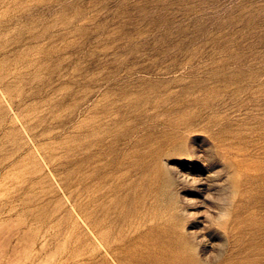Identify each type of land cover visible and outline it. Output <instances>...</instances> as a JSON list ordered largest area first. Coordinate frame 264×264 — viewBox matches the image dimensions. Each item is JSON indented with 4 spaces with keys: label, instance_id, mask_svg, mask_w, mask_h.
<instances>
[{
    "label": "rangeland",
    "instance_id": "1",
    "mask_svg": "<svg viewBox=\"0 0 264 264\" xmlns=\"http://www.w3.org/2000/svg\"><path fill=\"white\" fill-rule=\"evenodd\" d=\"M168 263L264 264V0H0V264Z\"/></svg>",
    "mask_w": 264,
    "mask_h": 264
},
{
    "label": "bare ground",
    "instance_id": "2",
    "mask_svg": "<svg viewBox=\"0 0 264 264\" xmlns=\"http://www.w3.org/2000/svg\"><path fill=\"white\" fill-rule=\"evenodd\" d=\"M38 35H39V34H38ZM43 39H44V38H43ZM29 40H30V39H29ZM19 45H20V44H19ZM43 50H44V49H43ZM159 51H160V50H159ZM159 51H158V52H159ZM168 51H169V50H168ZM28 52H29V51H28ZM164 56H165V55H164ZM43 58H44V57H43ZM32 66H33V65H32ZM130 71H131V70H130ZM126 72H127V71H126ZM128 72H129V69H128ZM168 264H169V263H168Z\"/></svg>",
    "mask_w": 264,
    "mask_h": 264
}]
</instances>
